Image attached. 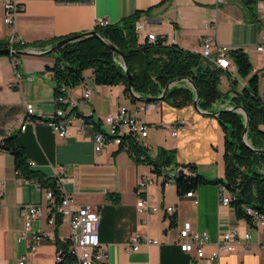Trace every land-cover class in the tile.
Segmentation results:
<instances>
[{
  "label": "crops",
  "instance_id": "0c3cea01",
  "mask_svg": "<svg viewBox=\"0 0 264 264\" xmlns=\"http://www.w3.org/2000/svg\"><path fill=\"white\" fill-rule=\"evenodd\" d=\"M136 10L142 11L137 20L143 25L140 39H144L146 33H154L165 43L200 52L202 41L207 38L213 56L216 47L221 45L230 50L242 48L248 57L254 54L264 93V52L255 50L264 30V1H258L250 11L239 0H92L80 4L28 0L16 18V37L35 42L88 32L94 30L98 18L115 23ZM52 63L53 58L48 55L0 54V139L16 136L30 169L58 182L62 193L70 195L75 205L88 204L97 210L99 251L104 258L96 264H200L192 254L183 253L176 243L179 229L185 223H189L192 230L208 233L206 254L216 249L221 235L231 228H236L240 235L250 233L249 252H245L244 243H238L234 251L221 253L219 264H264V228L251 226L245 219L236 217L231 205L220 204L219 184L200 185L191 197L178 195L172 181L162 186L160 178L152 175L148 165L135 163L127 152L114 147L100 152L94 150L92 122L101 123L105 115L121 106L151 124L144 117L147 113L138 110L141 101L132 102L123 94L122 86L97 85L90 71L89 74L84 72L82 82L67 87V95L77 100L78 115L67 136L54 134L43 123L54 111V80L52 72L46 68ZM227 72L236 80L233 64ZM224 75L229 79L226 72ZM246 80L241 81V86ZM233 87L231 83L224 98L207 111L219 110L223 104L229 106ZM85 89H90L91 93L87 99H82ZM26 102L35 106L36 111L31 116L26 114ZM166 104L170 109L166 112L160 105L161 122L187 120L173 141L161 145L174 150L175 169L190 162L209 179L222 177L223 135L216 117L202 114L192 104L175 110ZM81 119L87 120L83 133L78 131ZM26 120L31 122L22 129ZM149 135L141 139L148 147L144 139ZM157 147L150 149L151 155H155ZM174 174L171 169V176ZM141 177L155 179L147 192L152 195L149 203L160 206L157 213L136 209V184ZM23 178L15 169L13 155L0 151V264H16L25 249L24 243L17 240L23 228L20 208L24 204L42 206L43 214L33 220L32 227L44 233L38 248L28 252L26 264H56L57 242L66 241L68 220L60 214L56 217V210L45 198L44 188H37L30 179L24 182ZM163 206H172L173 213H166ZM131 235H137L140 241L136 250L127 248ZM146 239L157 243L146 244Z\"/></svg>",
  "mask_w": 264,
  "mask_h": 264
},
{
  "label": "trees",
  "instance_id": "16d2710c",
  "mask_svg": "<svg viewBox=\"0 0 264 264\" xmlns=\"http://www.w3.org/2000/svg\"><path fill=\"white\" fill-rule=\"evenodd\" d=\"M258 1L264 0H239L242 6L250 11H253ZM141 12L136 10L115 23L94 27L103 39L118 52L123 53L129 77L124 71L118 52L112 51L95 36H84L47 54L53 58L52 65L46 68L52 72L54 95H60L59 87L62 85L72 87L82 82L84 72L89 69L95 84L122 86L123 94L132 102L137 100L130 93L128 83L138 96L156 98L169 82L177 78L189 79L194 84L199 96L197 104L202 110H209L214 103L224 98L226 92L220 89L219 83L220 76L224 72L228 75V69L215 67L202 57L200 52L184 49L175 43H165L163 38L156 36L154 41L147 38L140 39L134 24ZM69 36L72 34L35 42L15 41L11 46L20 49L27 47L44 49ZM9 46L8 39L0 38V48ZM229 56L238 75L247 79L238 91L233 90L231 102L234 106H242L248 116L246 138L250 145L256 149H264V93L263 95L259 93L260 73L253 70L250 59L242 48L231 49ZM228 77L232 83L235 82L230 75ZM194 97L193 88L187 82L179 81L167 90L161 101L179 108L192 104ZM216 119L223 132V176L209 179L198 171L194 163L189 162L182 164L181 169H177V172L171 176L174 178L171 181L178 195L186 194L208 183L223 185L230 194V205L236 217L245 219L253 226L244 206H250L264 215V153H255L244 144L242 135L246 121L243 113L227 110L221 112ZM92 123L96 129H100L99 120ZM129 144L130 149L127 153L132 160L137 164L152 165L151 172L156 176L177 165L173 149L158 146L155 155H151L150 148L141 139H129ZM0 151L13 155L15 169L20 175L33 180L42 188L51 189L55 203L60 201L62 194L57 182L30 169L24 149L18 143L16 136L0 139ZM164 181L165 179L162 178V186ZM53 209L56 210L55 207ZM56 217H59L57 211ZM57 244L58 248L64 251L62 262L73 263V258L67 252V243L57 242Z\"/></svg>",
  "mask_w": 264,
  "mask_h": 264
},
{
  "label": "built area",
  "instance_id": "2783aa9c",
  "mask_svg": "<svg viewBox=\"0 0 264 264\" xmlns=\"http://www.w3.org/2000/svg\"><path fill=\"white\" fill-rule=\"evenodd\" d=\"M3 6L2 22L8 28V41L10 43L9 48H12V43L20 41L22 39L16 37L15 24L16 18L19 12L23 9V5L28 0H0ZM57 4H80L90 3L92 0H49ZM110 24L106 18H98L95 26H106ZM135 31L138 35L143 32L142 23L136 21L134 24ZM145 38L150 41L156 39V34L146 33ZM257 52H264V30L259 35V40L255 45ZM230 49L227 46H217L215 49V55H212L211 43L207 38H204L201 45L200 54L206 60H208L213 66L221 69H228L232 64L230 56ZM18 76V75H17ZM60 95H54V111L53 114L43 121V123L50 128V130L58 137H65L68 135V129L73 120L77 117L75 111L77 100L67 95V86H60ZM91 90L85 89L82 93V99H87L90 96ZM161 100L156 99L153 101H142L138 106L139 111L145 113L150 112L153 108L161 105ZM27 115H33L36 111L32 102H26L24 104ZM30 120H26L22 124L24 129ZM187 123L184 118H177L172 122L170 129V135L175 137L178 133L180 126ZM87 122L84 119L80 120V127L78 131L83 133L85 131V125ZM93 130L94 150L100 152L106 147H114L118 150L128 152L130 149L129 139L136 138L142 139L147 136V124L132 115L127 108L121 106L114 113L104 116L100 123V129H96L91 124ZM124 129H132V137H123ZM33 164L32 162L30 163ZM150 170H153V166H149ZM160 180L165 179L164 185L171 181V170L162 172L159 176ZM24 182H28L29 179L23 178ZM155 183L153 177H141L136 184V194L138 199L136 202V209L138 212L157 213L160 210V206L151 205L149 199L151 194L147 192V188ZM37 188L40 187L37 183ZM57 186L58 185L57 182ZM45 198L48 204L56 208V211L67 218L69 224L68 236L66 239L67 252L73 258L71 264H96L101 263L104 254L99 251V238H98V213L97 210L88 204L75 205L73 198L61 191V199L56 204L55 197L51 189L44 188ZM220 194L218 200L222 205H230V194L227 189L220 185ZM191 197L193 191H188L185 194ZM163 210L171 214L174 211L172 206H163ZM245 212L250 215L251 223L253 227L264 228V215L258 213L250 206H244ZM43 210L41 205L36 204H24L20 208V216L23 220V228L17 236V240L23 242L25 249L20 255L16 264H26L28 258V252H34L42 240L44 239V233L35 231L32 227L33 220L42 216ZM251 234L245 232L240 235L236 228H231L224 232L219 241L216 244V249L209 254L205 253L204 246L209 241V236L206 231L192 230L189 223H185L179 229V238L177 245L179 249L185 254H192L200 264H219V258L222 252H232L236 248V244L244 243L246 245L245 252H249L247 243L250 241ZM146 244L157 243L156 240L146 239ZM140 244L137 235H131L127 245L128 249L136 250ZM64 257V251L62 248L56 250V264H65L62 262Z\"/></svg>",
  "mask_w": 264,
  "mask_h": 264
},
{
  "label": "water",
  "instance_id": "95a60500",
  "mask_svg": "<svg viewBox=\"0 0 264 264\" xmlns=\"http://www.w3.org/2000/svg\"><path fill=\"white\" fill-rule=\"evenodd\" d=\"M95 36L96 38H98L101 42H103L104 44H106L112 51L114 52H118V50L112 46L111 44H109L105 39H103L97 31L95 30H91V31H88V32H82V33H78V34H74L72 36H69V37H66V38H63L61 40H58L57 42H55L52 46H48L44 49H36L34 47H27V48H0V54H32V55H47L51 52H54L55 50H57L58 48H60L61 46H63L64 44L68 43V42H72V41H76V40H79L81 39L82 37L84 36ZM119 56H120V59H121V62H122V65L124 67V71L126 73V75L129 77V72L126 68V64H125V60H124V55L123 53H120L118 52ZM179 81H185L187 82L194 90V93H195V97L193 99V107L200 111L202 114H205V115H208V116H213V117H217L221 112L223 111H227V110H233V111H237V112H241L244 114V117H245V121H246V126L244 128V131H243V135H242V140L244 142V144L249 148L251 149L253 152L255 153H264V149H256L254 147H252L250 145V143L248 142L247 138H246V132H247V128H248V116L246 114V112L244 111L243 107L242 106H232V107H227V108H221L219 110H216L214 112H210V111H207V110H202L198 107V104H197V101H198V93H197V90L194 86V84L189 80V79H183V78H177L171 82H169L167 84V86L162 90L161 94L156 97V98H152V97H143V96H138L137 94H135L131 88H130V83H128V87H129V90H130V93L136 98V100L138 101H153L155 99H159V100H163L164 99V95L165 93L167 92V90L172 86L174 85L175 83L179 82ZM181 170L178 171V173H180Z\"/></svg>",
  "mask_w": 264,
  "mask_h": 264
},
{
  "label": "rangeland",
  "instance_id": "374dc122",
  "mask_svg": "<svg viewBox=\"0 0 264 264\" xmlns=\"http://www.w3.org/2000/svg\"><path fill=\"white\" fill-rule=\"evenodd\" d=\"M2 17H3V6H2V3L0 1V36H2L1 37L2 39H7V36H8V28L3 24ZM16 26H17V23H16ZM249 58H250V61H251L252 65L254 67H256V69H257L256 71L259 72L260 69H259L258 66H256L257 65V63H256V56L254 54H250ZM89 71L90 70L88 69L85 72L87 74H89ZM260 75H261V73H260ZM243 79L244 78H242L236 72V80L233 83L234 84V87H233V90L234 91H238L242 87L241 86V81ZM231 83H232L231 80H229L228 78H226L224 74H222L220 76L219 86H220V89L223 92H226V91H228L231 88ZM259 93L260 94L263 93V87L260 84V82H259ZM113 94H114V91H113ZM161 103H162L161 106L164 108L165 112H166V110H170V109H167V107H165V106H168L166 103H164L163 101ZM229 103H230L229 106H226V105L223 104L222 107L223 108H227V107L234 106V104L231 101ZM175 109H177V107L176 108L174 107V110ZM144 117L151 122L150 125L147 124V132L150 134L149 135V138H145L144 139V141L149 145V147L151 146L153 148L152 149L150 147L151 150H154L157 145L158 146L165 145L164 143L166 141L169 142V141H173L175 139V137H173V136L170 135V129L172 127V122L174 120L172 122H170V123L165 122V120H163V122H161V118H160V106L155 107V109L152 112H150V113L148 112L147 115H145ZM181 127L182 126L179 127L178 131L180 130ZM220 128H221V125H220ZM221 130H222V128H221ZM222 135H223V132H222ZM172 170L174 171V173L177 172V170L175 169V167H173ZM152 175L153 176H156L155 174H152Z\"/></svg>",
  "mask_w": 264,
  "mask_h": 264
},
{
  "label": "bare ground",
  "instance_id": "6f19581e",
  "mask_svg": "<svg viewBox=\"0 0 264 264\" xmlns=\"http://www.w3.org/2000/svg\"><path fill=\"white\" fill-rule=\"evenodd\" d=\"M131 136L132 137V129H124L123 137Z\"/></svg>",
  "mask_w": 264,
  "mask_h": 264
}]
</instances>
